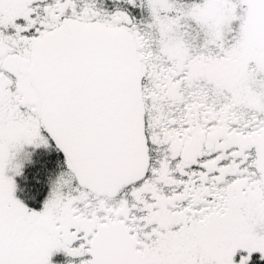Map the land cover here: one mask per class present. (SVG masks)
Here are the masks:
<instances>
[{"label":"snow or ice","instance_id":"1","mask_svg":"<svg viewBox=\"0 0 264 264\" xmlns=\"http://www.w3.org/2000/svg\"><path fill=\"white\" fill-rule=\"evenodd\" d=\"M0 264H264V0H0Z\"/></svg>","mask_w":264,"mask_h":264}]
</instances>
